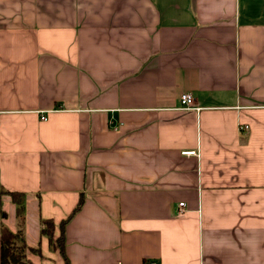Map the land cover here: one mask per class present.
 <instances>
[{
  "label": "crops",
  "instance_id": "0c3cea01",
  "mask_svg": "<svg viewBox=\"0 0 264 264\" xmlns=\"http://www.w3.org/2000/svg\"><path fill=\"white\" fill-rule=\"evenodd\" d=\"M1 189L33 264L80 197L68 264H264V0H0Z\"/></svg>",
  "mask_w": 264,
  "mask_h": 264
},
{
  "label": "trees",
  "instance_id": "16d2710c",
  "mask_svg": "<svg viewBox=\"0 0 264 264\" xmlns=\"http://www.w3.org/2000/svg\"><path fill=\"white\" fill-rule=\"evenodd\" d=\"M0 195L9 197L15 207L16 230L12 231L7 226H0V264H33L28 258V253L40 257L38 246L30 247L25 241V198L22 192L6 191L1 189ZM83 203L82 197L73 209L72 213L57 225L58 235L54 237L55 226L52 220H41V234L47 238L50 248L58 251L65 264L68 260L64 253V227L71 217L77 213Z\"/></svg>",
  "mask_w": 264,
  "mask_h": 264
},
{
  "label": "built area",
  "instance_id": "2783aa9c",
  "mask_svg": "<svg viewBox=\"0 0 264 264\" xmlns=\"http://www.w3.org/2000/svg\"><path fill=\"white\" fill-rule=\"evenodd\" d=\"M179 105L182 110H192L196 109L194 107V98L189 93H183L179 96ZM41 120H44L45 118L42 116L40 117ZM183 154H194V152H184ZM183 204L180 203L179 207H182ZM181 212V210H180Z\"/></svg>",
  "mask_w": 264,
  "mask_h": 264
}]
</instances>
